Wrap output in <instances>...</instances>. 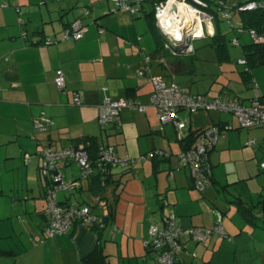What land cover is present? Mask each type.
Instances as JSON below:
<instances>
[{
  "label": "crops",
  "instance_id": "1",
  "mask_svg": "<svg viewBox=\"0 0 264 264\" xmlns=\"http://www.w3.org/2000/svg\"><path fill=\"white\" fill-rule=\"evenodd\" d=\"M41 3L39 10L27 7ZM89 5L91 12L82 14L81 8ZM113 9V0H85L84 5L74 0H0V165L16 169L21 179L10 189L26 200L22 205L14 197L6 213L0 208V264H85L84 258L97 247H102L109 264H156V253L147 246L151 225L163 228L164 217L174 214L179 228L212 227L218 212L224 216L228 237L212 235L196 242L183 235L176 264H264V227L250 222L238 206L241 201L261 216L256 205L264 198L260 165L264 127L241 129L235 116L191 120L185 135L215 124L230 126L210 153L212 184L199 190L189 169L175 157L182 151L179 141L181 150L174 154L171 142L176 125H159L158 111L150 103L154 90L151 74L178 83L175 76L183 71L178 66L181 63L172 61L169 54L156 58L151 39L141 32L149 30L145 14ZM24 15L30 17L28 22ZM78 19L88 26L85 36L62 41L65 29ZM214 33L212 26L208 35ZM46 38L53 42L45 43ZM227 55L224 48L221 56ZM146 57L152 59V69L142 77L139 71ZM261 66L264 64L253 67L250 75L244 73L245 86H254L247 93L228 88L223 95H211L178 84L192 93L250 104L256 95L264 96ZM59 68L66 73L65 90L54 81ZM166 71L175 75H166ZM76 94L83 98L81 105L74 103ZM106 94L137 101L145 111L123 108L120 124L102 128L99 104ZM42 112L51 123L46 130L36 131L35 119ZM86 138L96 139L100 146H114L120 156L128 154L136 161L127 171L116 170L115 184L101 201L92 192L91 178L86 183L80 180L77 163L63 164L64 181L79 180L80 184L58 191V201L72 206L94 204V212L102 220H109L108 206L113 205L114 215L103 230L76 221L68 234L49 237L47 182L39 170L40 151L45 146L59 150ZM252 139L255 145L248 144ZM153 149L170 156L137 160ZM6 189L2 184L0 196Z\"/></svg>",
  "mask_w": 264,
  "mask_h": 264
},
{
  "label": "built area",
  "instance_id": "2",
  "mask_svg": "<svg viewBox=\"0 0 264 264\" xmlns=\"http://www.w3.org/2000/svg\"><path fill=\"white\" fill-rule=\"evenodd\" d=\"M113 1V11L126 10L132 15L139 14L145 4V0ZM180 6L195 16L192 25L186 23L185 18L179 16ZM208 7L209 2L207 0H158L156 2L154 14L157 25L167 39L166 46L172 49L174 54L192 51L191 42L193 38L204 37L205 26L209 32L210 27L213 26L214 15L207 10ZM217 7L220 17L230 21L234 27L235 13L259 8L264 9V0L247 1L237 8L233 6L230 0H219ZM167 8H170V10L166 11ZM91 9L90 5L84 6L81 8V13L89 14ZM238 29L240 32L248 31L253 38L252 42L264 43V32H259L254 28L238 27ZM198 30H201V34H199ZM87 31L88 26L81 19H78L66 28L61 40L82 39ZM176 33L180 35L179 39L176 38ZM25 34L24 32L23 35L25 36ZM51 42H53L51 38H46L45 43ZM231 42L239 44V39L235 38ZM241 62L246 64V59H242ZM151 69V58L146 57L139 75L143 77L151 74ZM150 77L154 87L150 103L157 109V116L161 123L173 122L176 125L178 139L186 136L182 133V130L187 127V124L179 117V112L183 109H188L190 112L199 110L229 112L237 117L241 129L264 127V96L256 95L250 104H245L241 100L229 97H210L207 94L192 93L178 83L169 82L161 76L151 74ZM54 81L58 88L65 90L66 73L63 69L59 68L56 70ZM103 90L106 91V88H103ZM74 103L77 105L83 103V98L80 94H76ZM123 108H132L143 112L146 107L132 99L124 97L114 98L106 94L103 101L99 104L98 117L101 126L105 127L113 123L120 124ZM50 123V119L42 112L41 116L35 119V130L44 131ZM229 127L225 126L222 128L219 125H211L203 129L193 144L178 154L180 162L189 169L194 185L201 191H204L212 184L213 171L210 153L218 144L222 131ZM89 144V142L79 143L78 145L67 146L59 150L45 146L40 151V174L49 182L46 189L48 201L46 231L49 237L68 234L76 221L92 225L98 223L100 227H105L103 220L95 214L91 205L72 206L58 201V191L78 188L80 184L76 180L69 183L64 181L63 164L77 163L82 169V177L89 178L95 171L110 175L118 169H130L136 161L128 154L120 156L116 152L115 147L111 145L100 146L97 155L92 157L88 150ZM248 144L255 145L256 141L253 139L249 140ZM158 156L169 157V154L161 149H153L141 155L137 160L142 161ZM261 167L264 169V160L261 162ZM223 218V214L218 212L216 223L212 227L182 229L175 225L174 214H172L164 217L163 228L155 224L151 225L147 246L156 253V264H176L178 252L182 247L181 237L185 234L190 235L196 242H204L212 235L228 237L223 226Z\"/></svg>",
  "mask_w": 264,
  "mask_h": 264
},
{
  "label": "rangeland",
  "instance_id": "3",
  "mask_svg": "<svg viewBox=\"0 0 264 264\" xmlns=\"http://www.w3.org/2000/svg\"><path fill=\"white\" fill-rule=\"evenodd\" d=\"M74 1L75 2L79 1V3H81L82 5H84V2H85V0H74ZM145 3H149V2L145 1ZM42 4L44 3L37 5L38 7L32 6L29 4L27 7L29 9L39 10V8L42 7L41 6ZM23 18H24L23 20L28 22L30 17H26V15H24ZM234 19H235L234 27L228 20H223V19H219V20L213 19L212 20L214 29L216 30L217 34H221L225 37V48L228 53L227 57L222 58V56L218 53L213 35H208L206 26H205V33H206L205 37L193 38L191 42L192 51L185 52L186 54L182 56L169 54L171 56L172 61H179V63L181 62L180 66H183V65L186 66V68L183 69L182 73L177 74L175 76L176 81L178 83L185 85L187 88H191L193 91L198 90L200 92H208V94H211V95L215 93L216 94L222 93L223 95L225 94L224 92H226L228 88H232L235 92L242 91L241 93H247L251 90H254V86L250 87L251 86L250 85L249 87H246L247 85L245 83H247L248 81L247 80L245 81V78L243 77H244V71L248 67L246 64H243L241 62V60L245 58L244 53H243V46L252 43L253 38L248 31L240 32L238 27H243V26L240 22L236 20V16L234 17ZM141 32H144L143 34L148 39H151L152 41L151 50L153 52L156 48V44H155L151 31L144 28V30ZM235 38L239 39V44H233L231 42ZM170 52L171 53L173 52L172 49H170ZM167 63L169 65V62ZM189 65L190 67L187 68ZM169 67L170 69L173 68L172 64H170ZM258 68L264 69V66H261ZM166 72H167L166 75L169 74L170 76H173L174 74L171 71H166ZM249 88H252V89H249ZM179 116L181 117V120H184L186 122L187 127H189L191 120H193V122H195L196 120H200L203 122L206 120L210 121L211 117L218 118L219 116H221L225 120H230V119H234L235 115L229 112H223L219 110H212V111L199 110L196 112H190V110L188 109H183L179 112ZM158 123L163 128L169 124L174 125L172 122L167 123L166 125H163L160 121H158ZM172 130H173L174 137H171V139L174 141H171V142L173 143L172 144L173 147H175L174 154H176L180 152L181 146L179 143L178 135L175 132V129H172ZM184 132L185 130H182V133ZM175 157L178 158V154L175 155ZM12 160H16V159H12ZM80 170H81L80 180L86 183L88 180H86L87 178L82 177L81 167H80ZM261 175H264V172H262ZM20 179L21 178L19 177L18 173H16V169H13L12 167H7L6 165H3V164L0 165V193L2 192L1 190L2 184H4L5 188H7L6 190H8L5 192L3 196H0V203H1L0 208L3 209L4 211L3 213H6L8 211L9 209L8 203L10 206L11 203L13 202L14 197H16L17 203H20L23 205L26 202L25 199H23L22 201L21 197H19L18 194H15L14 193L15 191L10 189L11 185L14 184V182L16 181L17 182L20 181ZM77 181L80 183L79 180ZM250 185L254 186L255 182H251ZM239 189H243L242 186H240ZM110 193H111V190H110ZM93 201L94 203L98 202V201L95 202V200ZM34 219L35 218L32 217L31 220H34ZM0 237L2 236L0 235Z\"/></svg>",
  "mask_w": 264,
  "mask_h": 264
},
{
  "label": "trees",
  "instance_id": "4",
  "mask_svg": "<svg viewBox=\"0 0 264 264\" xmlns=\"http://www.w3.org/2000/svg\"><path fill=\"white\" fill-rule=\"evenodd\" d=\"M149 3L144 4L143 10L139 14H145L146 18L148 19L149 22V30L151 31L152 35L154 36L155 42H156V51L155 55L156 58H159L160 56H165L166 54H174L170 52V48L167 47V39L166 37L161 33V30L159 26L157 25V21L155 18V4L158 0H145ZM209 2V7L207 10L214 15V19L219 20L222 19L219 14V0H207ZM233 3V6L237 8L241 4L251 1V0H231ZM150 7V9H149ZM236 20L242 24L244 28H254L258 30L259 32H264V9H256V10H251V11H240L235 13ZM224 20V19H223ZM235 21V19H234ZM234 24V23H233ZM213 38L215 40V45L217 47L218 53L221 55L224 48H225V37L221 34H217L216 30L213 35ZM243 53L244 57L246 59V65L247 69L244 71L245 74L250 75L251 69L255 67L256 65L259 64H264V43H250L245 46H243ZM186 53L182 54H174V55H185ZM180 57V56H179ZM152 61V59H151ZM181 63V62H180ZM180 66V65H178ZM181 69L186 68V66H181ZM190 65L187 67L189 68ZM129 99V98H128ZM99 120V117H98ZM100 123V122H99ZM110 125V124H109ZM219 125L220 127L224 128L226 125H221V124H215ZM101 126V124H100ZM108 126V125H107ZM102 127V128H106ZM207 128V127H206ZM240 128V127H239ZM205 128L197 129V130H191L185 137L182 139H179L181 145H182V150L187 149L193 142L195 141L196 137L198 134ZM89 142L88 150L92 157H95L97 155L98 149L100 145L98 144L97 140L94 138H86L83 140L77 141L73 145H78L79 143H86ZM170 156V155H169ZM128 169H125L123 171H127ZM115 174L112 173L110 175H104L100 171H95L94 174H92L91 180V189L93 194L96 196H100L99 199L100 201L106 197H103L104 192L107 191L108 187L112 184H115V181L113 180V175ZM47 185H48V180L45 178ZM213 180V177H212ZM89 205L92 206L93 210L96 208L94 204L88 203ZM238 206L243 213V215L252 223L264 227V198H262L261 201L256 205L258 207V211L260 212L261 216H258L256 214V211L254 208L251 207H246L245 204L241 201L238 202ZM109 214L108 218L109 220L112 219L114 215V209L113 205H109ZM95 211V210H94ZM109 220H103L105 227L108 223ZM96 229L103 230L105 227H100L98 223L93 224ZM85 264H109L107 261V256L103 253L102 247H97L90 255L84 258Z\"/></svg>",
  "mask_w": 264,
  "mask_h": 264
},
{
  "label": "bare ground",
  "instance_id": "5",
  "mask_svg": "<svg viewBox=\"0 0 264 264\" xmlns=\"http://www.w3.org/2000/svg\"><path fill=\"white\" fill-rule=\"evenodd\" d=\"M168 10H170V8H167L166 11H168ZM189 15H190V17H192V18H190V20H188ZM179 16L180 17L182 16V18H185L186 23L191 24V25L193 24V21L195 19V16L193 14L189 13L182 6L179 7ZM175 36H176L177 39H179V37H180V35H178L177 33L175 34Z\"/></svg>",
  "mask_w": 264,
  "mask_h": 264
}]
</instances>
